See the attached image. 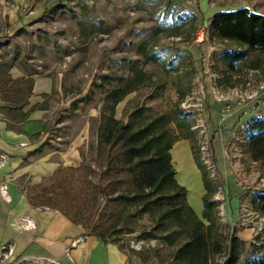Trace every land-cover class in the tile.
Listing matches in <instances>:
<instances>
[{
    "label": "rangeland",
    "instance_id": "rangeland-1",
    "mask_svg": "<svg viewBox=\"0 0 264 264\" xmlns=\"http://www.w3.org/2000/svg\"><path fill=\"white\" fill-rule=\"evenodd\" d=\"M245 2L260 4L264 11V0L208 1L210 8H233ZM17 7L16 25L21 30L12 36L5 32L9 24L0 4V37L11 43V48L0 50V62L23 59L39 73L61 76L62 92L55 96L67 100L62 131L66 138L61 143L88 127L91 137L80 153L84 162L93 164L95 180L101 172L95 146L102 111L123 122L136 121V109L143 114L169 111L177 135L172 164L178 182L187 189V203L198 216L205 193L204 161L215 168L213 176L207 174L215 185L212 197L218 201L224 241L214 261L224 264L232 235L242 240L236 264L264 256V214L252 204L255 194L264 191V167L246 151L243 125L248 119L228 128L210 122L212 109L222 118L233 106L258 99L264 91V51H248L229 69L220 52L246 47L211 38L199 0H27ZM206 38L214 50L207 62L196 63L194 54ZM136 72L134 81L125 85ZM114 87L122 91L107 98ZM215 103L221 104L215 107ZM176 108L188 113L192 134L178 119ZM48 179L29 185H46ZM17 180L27 186L25 175ZM98 218L111 219L114 228L108 230L104 243L124 257V264H183L173 255L186 233L169 222L157 225V215L103 200Z\"/></svg>",
    "mask_w": 264,
    "mask_h": 264
},
{
    "label": "trees",
    "instance_id": "trees-1",
    "mask_svg": "<svg viewBox=\"0 0 264 264\" xmlns=\"http://www.w3.org/2000/svg\"><path fill=\"white\" fill-rule=\"evenodd\" d=\"M208 29L211 38L234 41L246 47L220 52L229 69L243 60L248 51H264V14L254 13L247 7L216 11L210 17ZM19 30L21 28L11 35ZM6 39L0 37V50L10 44ZM12 59L0 62V99L4 102L2 108L21 112L28 104L34 80L30 75L12 77L9 73L14 65ZM153 59L157 60L158 55L154 54ZM137 73L125 85L132 83ZM121 91L122 87H114L106 97H115ZM175 113L192 134L188 113L178 108ZM134 116L136 121L123 122L111 112L100 113L102 122L96 133L95 162L101 172L97 180L93 164L82 158L77 166L59 165L46 185L25 186L22 190L26 200L33 207L57 210L72 223L80 225L85 233L103 241L108 230L114 228L111 219L100 221L98 218L103 200L153 213L157 215V225L164 227L169 222L186 233L173 255L177 262L217 264L214 256L222 252L224 238L219 230L218 201L212 197L215 191L213 179L207 172L202 174L205 193L198 216L187 203V189L178 182L172 164L171 149L177 139L171 128L172 113L143 114L136 109ZM243 136L252 160L264 167V115L251 116L243 125ZM214 140L212 137L211 144ZM252 204L264 214V191L255 194ZM241 251L242 240L232 235L224 264H236ZM245 264H264V256Z\"/></svg>",
    "mask_w": 264,
    "mask_h": 264
},
{
    "label": "crops",
    "instance_id": "crops-1",
    "mask_svg": "<svg viewBox=\"0 0 264 264\" xmlns=\"http://www.w3.org/2000/svg\"><path fill=\"white\" fill-rule=\"evenodd\" d=\"M26 1L0 0L2 15L9 24V30L5 32L9 35L17 29V6L24 5ZM208 1L199 0V8L205 18L204 26H207V30L210 17L218 10L247 7L254 13L264 14L260 4L245 2L233 8L222 5L210 8ZM216 8L218 10H215ZM10 44L9 48H11ZM213 50V46L206 38L202 48L194 54L196 63L200 62V59L207 62V55ZM9 73L14 78L30 75L34 83L28 104L21 112L2 108L4 102L0 99L2 115L0 156L6 155L4 160L0 157V183H6L10 195V200L7 201L0 194V244L8 241L14 243V258H20L24 263L34 256H50L58 258L62 264H124V257L116 250L110 249L102 239L85 234L80 225L72 223L57 210L33 207L26 200L22 190L24 186L17 180L20 176L25 175L26 185L35 184L49 177L59 165H79L82 162L81 148L91 136L87 132L88 127L84 125L76 135L70 137L67 142L61 143L66 138V136L62 137V131L65 129L66 120L63 111L67 106V100L55 97L62 92L61 76L39 73L32 64H28L27 60L23 59L14 63ZM262 98L264 91L260 93L258 99L233 106L222 118H219L212 109L210 111L212 126L233 127L236 122L239 124L253 115H258L259 112L264 111ZM220 104L214 105L218 107ZM59 106L65 109L60 110ZM23 216L33 219L35 229L24 230L19 227V219ZM78 238L81 240L71 246V241ZM67 249L73 262L66 256Z\"/></svg>",
    "mask_w": 264,
    "mask_h": 264
},
{
    "label": "built area",
    "instance_id": "built-area-1",
    "mask_svg": "<svg viewBox=\"0 0 264 264\" xmlns=\"http://www.w3.org/2000/svg\"><path fill=\"white\" fill-rule=\"evenodd\" d=\"M2 122V115L0 114V125ZM1 159L4 160L6 158L5 154H2ZM207 172L213 176L214 174V167L213 164L211 165L209 161L205 160L204 161ZM0 194L1 196L9 201L10 200V195L7 190V185L5 182L0 183ZM18 225L21 229L24 230H33L35 229V223L33 219H31L28 216H23L19 219ZM81 238L74 239L71 241V246L76 245ZM14 252H15V245L12 242H2L0 244V264H62L61 261L56 258V257H50V256H34L30 258L29 260H26L25 263L22 262L20 258H14ZM66 256L68 259L73 262V258L70 255L69 249L66 250Z\"/></svg>",
    "mask_w": 264,
    "mask_h": 264
}]
</instances>
